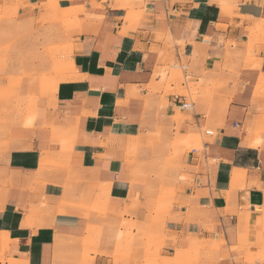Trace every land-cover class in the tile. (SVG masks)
I'll use <instances>...</instances> for the list:
<instances>
[{"label":"crops","instance_id":"obj_1","mask_svg":"<svg viewBox=\"0 0 264 264\" xmlns=\"http://www.w3.org/2000/svg\"><path fill=\"white\" fill-rule=\"evenodd\" d=\"M14 2L27 15L56 2L77 25L70 65L51 86L53 108L9 135L0 240L11 260L83 264L91 237L84 264H155L146 238L118 243L127 221L134 235L162 234L156 264L190 249L209 252L197 264H264V135L255 134L264 120V0ZM171 62L187 66L196 101L161 87ZM176 98L192 109L179 110ZM192 133L210 141L182 154L174 141ZM102 199L105 215L77 207ZM160 203L169 206L157 222Z\"/></svg>","mask_w":264,"mask_h":264},{"label":"rangeland","instance_id":"obj_2","mask_svg":"<svg viewBox=\"0 0 264 264\" xmlns=\"http://www.w3.org/2000/svg\"><path fill=\"white\" fill-rule=\"evenodd\" d=\"M14 1L16 0H3L0 4V199L8 188L5 156L9 152L11 128L34 127L53 108L51 86L61 80L63 72L68 67L70 58L68 48L72 46V30L77 25L73 20L64 17L58 10L56 2L46 4L47 10H44L42 5L31 6V14L27 15L20 13L26 6L22 7ZM256 34L260 36L259 33ZM175 66L178 65L171 62L162 71L161 87L165 89L166 94L186 95L192 101H196L198 90L189 82L191 79L185 77V71L178 69L179 75L173 76ZM186 82H189L187 84L190 90L182 88ZM171 84L175 85L174 89L171 88ZM255 134L264 135V120L255 127ZM197 139L201 143L196 141ZM207 141L210 139L204 133H192L185 137H177L174 142L179 148H183V154L192 149L202 152L204 142ZM179 154L181 153L176 150L174 156L177 157ZM166 194L162 197H167ZM105 204L106 201L102 199L94 204L82 203L77 207L85 209L88 214L105 215L107 213ZM168 206L167 203H160L157 208V222L161 220L159 213L163 216ZM120 227L123 231H119L118 234L119 244L131 246L138 238H146L148 243L145 258L155 264L161 259L164 240L161 233L134 235L131 232L134 226L127 221H123ZM95 243L96 240L91 237L84 242L86 247L84 263L90 258L91 248ZM151 248L154 251H151ZM5 250L6 246L0 240V264H15ZM127 255V251L117 253L119 257ZM207 257L208 251L190 249L180 260H175L174 264H197Z\"/></svg>","mask_w":264,"mask_h":264},{"label":"built area","instance_id":"obj_3","mask_svg":"<svg viewBox=\"0 0 264 264\" xmlns=\"http://www.w3.org/2000/svg\"><path fill=\"white\" fill-rule=\"evenodd\" d=\"M182 71H186L187 70V66L184 65L180 68ZM180 98V97H179ZM179 98H176V106L179 108V110L185 112L188 110L192 109V102L191 101H185V102H181ZM182 98V97H181ZM213 132L206 130L205 134L207 135H211Z\"/></svg>","mask_w":264,"mask_h":264},{"label":"bare ground","instance_id":"obj_4","mask_svg":"<svg viewBox=\"0 0 264 264\" xmlns=\"http://www.w3.org/2000/svg\"><path fill=\"white\" fill-rule=\"evenodd\" d=\"M50 1H52V0H50ZM68 65H70V64H68ZM176 70H178V69H180L178 66H175L174 67ZM67 70V69H66Z\"/></svg>","mask_w":264,"mask_h":264}]
</instances>
